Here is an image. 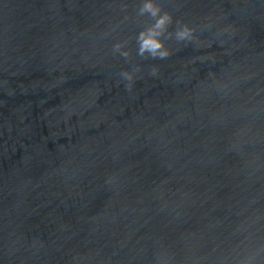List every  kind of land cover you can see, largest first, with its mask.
Masks as SVG:
<instances>
[{
    "label": "water",
    "instance_id": "1",
    "mask_svg": "<svg viewBox=\"0 0 264 264\" xmlns=\"http://www.w3.org/2000/svg\"><path fill=\"white\" fill-rule=\"evenodd\" d=\"M142 2L0 0V264H264V0Z\"/></svg>",
    "mask_w": 264,
    "mask_h": 264
},
{
    "label": "clouds",
    "instance_id": "2",
    "mask_svg": "<svg viewBox=\"0 0 264 264\" xmlns=\"http://www.w3.org/2000/svg\"><path fill=\"white\" fill-rule=\"evenodd\" d=\"M138 15L149 16L152 23L143 28L136 36L137 42V55L153 60H166L173 52L167 46L166 41L175 39L178 42H184L185 44L191 43L197 40V29L188 23H182L181 21H175L176 27L174 31H170V27L174 23L172 13L164 10L157 0H143L138 9ZM127 42H118L113 46V53H119L125 59L130 58V50L125 49ZM140 68L137 66L134 70H124L120 73V76L127 83L125 84L126 90L130 91L133 87L136 79V72H139ZM159 72L158 66L151 68L150 74L156 76Z\"/></svg>",
    "mask_w": 264,
    "mask_h": 264
}]
</instances>
